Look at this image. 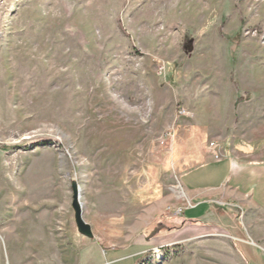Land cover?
Wrapping results in <instances>:
<instances>
[{"label":"rangeland","instance_id":"1","mask_svg":"<svg viewBox=\"0 0 264 264\" xmlns=\"http://www.w3.org/2000/svg\"><path fill=\"white\" fill-rule=\"evenodd\" d=\"M226 133L264 159V0H0V264H77L81 239L142 228L108 264H264L262 211L256 244L167 219L191 203L174 148Z\"/></svg>","mask_w":264,"mask_h":264},{"label":"crops","instance_id":"2","mask_svg":"<svg viewBox=\"0 0 264 264\" xmlns=\"http://www.w3.org/2000/svg\"><path fill=\"white\" fill-rule=\"evenodd\" d=\"M200 140L196 139L198 144L189 151L181 146L173 150L174 157L180 154L175 158L177 167L181 161L189 164L179 169V175L191 203L182 214L167 218L168 221H172L174 231L187 228L195 237L222 230L244 242L255 243L250 228L254 210L264 212V159L243 158L236 139H230L228 133L219 144L220 158L214 157ZM89 240L81 239L77 264H108L129 254L137 257L147 248L143 243L149 242L144 228L129 244L108 245L96 235ZM137 246L140 248L134 250ZM124 250L130 253H121Z\"/></svg>","mask_w":264,"mask_h":264},{"label":"water","instance_id":"3","mask_svg":"<svg viewBox=\"0 0 264 264\" xmlns=\"http://www.w3.org/2000/svg\"><path fill=\"white\" fill-rule=\"evenodd\" d=\"M74 192H75V199L73 200V207L75 209V218H76V224H77L78 230L82 234L92 237L94 235L92 227L89 223H87L83 219V216H82L83 209H82V204L78 198V190L76 186H74Z\"/></svg>","mask_w":264,"mask_h":264},{"label":"built area","instance_id":"4","mask_svg":"<svg viewBox=\"0 0 264 264\" xmlns=\"http://www.w3.org/2000/svg\"><path fill=\"white\" fill-rule=\"evenodd\" d=\"M209 145L211 147V150H212L213 155L216 158H220L222 156V153L219 150V148L216 146V142L214 140H212ZM180 212H181V210H180Z\"/></svg>","mask_w":264,"mask_h":264},{"label":"trees","instance_id":"5","mask_svg":"<svg viewBox=\"0 0 264 264\" xmlns=\"http://www.w3.org/2000/svg\"><path fill=\"white\" fill-rule=\"evenodd\" d=\"M239 98H240V96H239Z\"/></svg>","mask_w":264,"mask_h":264}]
</instances>
